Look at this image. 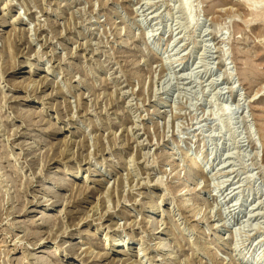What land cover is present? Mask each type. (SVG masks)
<instances>
[{
    "label": "rangeland",
    "instance_id": "rangeland-1",
    "mask_svg": "<svg viewBox=\"0 0 264 264\" xmlns=\"http://www.w3.org/2000/svg\"><path fill=\"white\" fill-rule=\"evenodd\" d=\"M0 29V264H264V0H0Z\"/></svg>",
    "mask_w": 264,
    "mask_h": 264
},
{
    "label": "bare ground",
    "instance_id": "bare-ground-1",
    "mask_svg": "<svg viewBox=\"0 0 264 264\" xmlns=\"http://www.w3.org/2000/svg\"><path fill=\"white\" fill-rule=\"evenodd\" d=\"M5 8H6V7H5ZM16 21H17V20H16L15 18H13V19H12V23H11V22H10V23L13 24V23H15ZM11 24H10V25H11ZM10 25L8 24V26H10ZM6 27H7V26H6ZM14 27H15V26H14ZM0 31H1V29H0ZM10 48H11V47H10ZM29 73H30V72H27V74H29ZM40 111H41V110H39L38 112H40ZM89 181H90V180H89ZM129 223H130V222H129ZM115 243H116V244H120L118 240H117ZM54 251H55V250H52L51 253L55 255V252H54ZM144 254H145V253H144Z\"/></svg>",
    "mask_w": 264,
    "mask_h": 264
}]
</instances>
